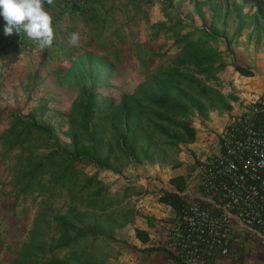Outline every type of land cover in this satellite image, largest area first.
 Returning <instances> with one entry per match:
<instances>
[{
    "label": "crops",
    "instance_id": "0c3cea01",
    "mask_svg": "<svg viewBox=\"0 0 264 264\" xmlns=\"http://www.w3.org/2000/svg\"><path fill=\"white\" fill-rule=\"evenodd\" d=\"M181 7L194 15L204 14L207 17V13L214 14L215 53L219 58L215 61L213 75L214 78L219 77L218 82L227 80L228 86L224 91L222 87L223 96H220L219 110L215 111L214 116H206L208 119L201 124L204 125L203 130L192 125L196 131L194 139L186 143L185 149L178 153V159L183 162L159 168L152 165L146 173V180L140 178L137 182L123 185L105 184L102 188L106 194L101 198L92 192L88 199L86 226L90 232V245L96 246L94 243L97 240L100 245L97 251L94 249L88 252V256H101V260L97 259V263L89 261L88 264H181L166 247L165 241L177 209L160 197L164 192H174L179 197L180 193L199 195L197 184L191 181L187 184V178L192 177L188 175L191 160L189 157L194 153L195 156L202 157L201 159L206 157L203 153L206 137H216L253 96L264 94V85L259 84L260 77L264 75V56L263 52L253 50L257 40L264 41V19L258 13L253 0H56L52 9L55 38L50 48L40 52L23 30L17 32L14 29L11 35H6V22L0 16V137H17L19 131H15V126L23 127L31 120V113L34 112L32 110L41 109V104L39 107L36 102L26 99L30 93L26 86H30L33 72L37 70L39 77L44 78L53 74L57 76L68 68L70 62L86 54L87 59L98 56L102 61L114 62L115 65L117 62H129L134 67V72L130 66H125L124 69L129 75L127 77L143 79L149 70L146 66L148 61L155 55L153 49L149 48V32L152 30L155 33L161 24L160 28L163 29V26L173 24L172 14ZM236 13L241 18L240 28ZM190 30L188 28L184 32ZM73 31L81 34L78 48L69 43V33ZM5 37H11V40L3 42ZM197 41L198 44L202 42L200 39ZM182 42L185 47L191 44L190 33ZM203 47L210 48V45L207 43ZM191 56L189 50L182 58L179 56L174 59L176 62L183 59L184 62L178 66H182L183 73L189 77L191 74L183 67L187 65L188 68L191 65ZM158 62L163 64L151 66L154 69L160 65L158 68L161 74H156V77L162 78L169 70L176 68L165 66L167 60ZM122 64L116 66L117 71H120ZM233 64L245 68L250 74L239 73L233 68ZM138 83L141 84L142 80ZM38 116L35 115L36 118ZM217 118L219 120L215 121ZM218 150L216 143L214 153ZM8 156L7 151L0 149V258L18 245L16 242L21 240L18 235L20 230L24 241V224L25 221L29 224L30 219L29 206H25V183L19 181L22 175H14L12 165L8 166L12 164H9ZM176 175L181 176L185 184L181 191L169 180ZM109 188L119 192L118 208L122 216L118 213L119 218L113 217L111 223H106L100 221L94 213L107 207L105 202L111 200L108 195ZM136 229L140 232L136 233ZM110 237L119 240V243L114 242L117 243L113 245L117 246L115 250L110 247ZM109 254L116 257L110 258ZM217 264H264V239L251 235L241 227H235L230 255L221 257Z\"/></svg>",
    "mask_w": 264,
    "mask_h": 264
},
{
    "label": "rangeland",
    "instance_id": "374dc122",
    "mask_svg": "<svg viewBox=\"0 0 264 264\" xmlns=\"http://www.w3.org/2000/svg\"><path fill=\"white\" fill-rule=\"evenodd\" d=\"M186 10L181 7L172 14L173 24L163 26L164 29L160 28L161 24L155 33L151 32L152 30L149 32V48L153 49L155 55L148 61L146 66L149 70L143 79L127 77L129 75L124 67L130 66L129 62H117L115 65L114 62L102 61L98 56L87 59L86 54L70 62L68 68L57 76L53 74L44 78L39 77L37 70L33 72L30 86H26L30 91L26 99L36 102L39 107L41 104V109L32 110L34 112L31 113V120L23 127L15 126V131H19L17 137H12L11 134V137H0V149L7 151L9 164L12 163L8 166L12 165L14 175L25 174L22 181L31 182L29 191L25 188L27 192L24 193L30 219L29 224H26L27 221L24 224V241L20 230L18 235L21 240L16 242L18 245L10 249L8 254L0 258V264H88L89 261L101 260V256H88V252L94 249L97 251L100 241L94 240L96 246L92 247L89 242L90 232L87 229L79 235L76 232L78 224L84 226L88 221V199L92 192L99 191L102 197L106 194L102 188L105 184L123 185L127 182H137L140 178L146 180V173L152 165L159 168L183 162L178 159V153L185 149L188 141H178L177 137L170 136L169 133H181V129L170 120L187 121L203 130L204 125L201 124L208 119L206 116H214L215 111L219 110L220 96H223L222 87L224 91L228 86L227 80L218 82V76L214 78L215 75L197 71L198 68L191 63L190 68H187V65L183 68L189 71L197 88H188L183 80L179 85L184 86L185 90H190L189 97L197 98L201 105L200 110L191 105L187 107V114H172L161 106L148 103L147 98L151 95L154 97L155 84L165 77H156V74H161L158 67L163 64L158 60H167L165 66H176L183 73L182 66H178L181 63L175 60L179 56L183 57L190 49L182 45V39L188 36V33L191 43L204 39L206 35L199 26L207 27L210 32L215 31L214 14L207 13V17L203 14L200 18L198 14L194 15ZM186 28H190V32H184ZM207 40L210 45L209 52L215 53V40ZM253 50L263 52L264 56V41L257 40ZM121 64L123 67L117 71L116 66ZM153 64L160 65L151 69ZM130 69L132 71L134 67L130 66ZM140 80L141 86L138 83ZM151 80L155 83L153 81V84L149 85ZM259 84L264 85V75L260 77ZM199 87L204 88L208 97L205 98L199 93ZM140 88L147 89L148 93H139ZM175 88L172 83L169 92L173 93ZM123 94L131 95L136 105H141V109L134 108L128 113H122L120 98ZM86 98L89 101L88 107L85 108L87 112L84 113L82 103ZM179 100L186 102L182 96ZM34 114L36 117L37 114L40 115L36 118ZM135 121H138L140 128L133 124ZM156 126L165 131L160 132ZM124 130L126 134H130L131 130L137 132L132 154L123 151L128 145L127 139H120V133ZM218 133L216 137H206V148L203 152L205 155L214 154ZM89 142L95 145L98 157L108 155V167L98 166L93 159L80 151L81 148H87ZM142 151L145 154H142ZM189 158L191 160L188 175L192 177L187 178V184L191 181L198 185L197 167L202 157H197L194 153ZM37 163H41L39 169L43 172L31 178L27 174L35 169ZM108 195L111 200L105 202L107 207L100 212L97 210L94 214L98 215L100 221L111 223L113 217L119 218L117 215L120 213L122 216V212L118 208L119 192L109 188ZM128 202L132 203L131 200ZM66 223L70 226L67 227ZM110 239L112 250L117 249V246L113 245H117L114 242L119 240L113 237ZM109 255L110 258L116 257Z\"/></svg>",
    "mask_w": 264,
    "mask_h": 264
},
{
    "label": "built area",
    "instance_id": "2783aa9c",
    "mask_svg": "<svg viewBox=\"0 0 264 264\" xmlns=\"http://www.w3.org/2000/svg\"><path fill=\"white\" fill-rule=\"evenodd\" d=\"M218 148L199 161V195L180 193L165 239L181 264H217L235 227L264 239V94L220 130Z\"/></svg>",
    "mask_w": 264,
    "mask_h": 264
},
{
    "label": "trees",
    "instance_id": "16d2710c",
    "mask_svg": "<svg viewBox=\"0 0 264 264\" xmlns=\"http://www.w3.org/2000/svg\"><path fill=\"white\" fill-rule=\"evenodd\" d=\"M253 1L256 5L258 13L264 19V0H253ZM198 15H199V17H201L200 14H198ZM224 15H225V13H224ZM238 17H240V15H239V13H236V18H238ZM240 19L238 18V27L239 28L241 26ZM199 28L206 35V37L204 39H200L202 41L200 44H198V41H197V42H193L194 44L191 43L189 46H186V48L190 49V52L192 54V56L190 58V62L192 64H194L197 68H199V69H197V71L207 72L208 74H210V76H213V72L215 70V65L212 66V63L215 62L219 57H218L217 53H210L209 52L210 49L203 47V46L205 44H207V41H208L207 39L215 40L216 33H215V31L210 32L209 29L207 27H204V26H199ZM198 50L200 51V54H197ZM182 61H183V59H180L177 61V63H182ZM220 64H221V66L223 65L222 62ZM233 68L243 75L250 74V72L248 70H246L243 67H240L239 65L233 64ZM177 70H178L177 67L174 68L173 71L169 70V72L166 73L165 77L163 76L164 78L162 77L163 79H161V81L160 80L158 81L159 84H158V82L155 84L156 89H155L154 97L151 95V97L149 99L147 98L148 103L151 102L153 104L161 106L164 109L172 112V114H187V107L191 106V105L196 106L198 108V110H200L201 105H199L197 98H193L194 96L189 97L188 95L190 94V90L189 91L185 90L186 88H184V86L181 87L179 85L181 80H183V82L186 83L188 88H190V89H191V87L197 88V85L195 84V80L191 76L189 77L186 73H182L181 71H177ZM172 72H174V73H172ZM153 81H152V83H149V85L153 84ZM154 83H155V81H154ZM172 83H173L174 87H176V88H175L173 93H170L169 88L172 86ZM141 85H142V83L139 86H141ZM141 88L138 91L139 93H141V94L148 93L147 89L141 90ZM199 88H200L199 93L201 95H203L205 98L208 97V95H206V93H205L204 88L203 87H199ZM138 92H133V93H138ZM177 95H178V98H177ZM181 96L183 98H185V100H186L185 103L179 100L181 98ZM88 101H89V99L86 98L85 102L82 103V104H84V107H83L85 110L84 113L87 112L85 108L88 107L87 106ZM120 102H121L120 109H121L122 113H123V111H125V113H128V111H130V109L134 110V108L136 110L141 109V105L138 104V106H137L136 102L132 100L131 95L123 94L120 98ZM135 105H136V107H135ZM137 115H138V113H137ZM170 122H172L175 126H177L181 129L180 134H176L174 132L169 133L171 137H177L176 139L178 141H183V142L184 141L190 142L194 139L195 132H196L195 128L192 125H190L187 121H182V120L181 121H174L171 119ZM133 124H136V126H139V128H140L138 121L133 122ZM156 127L158 128V130L160 132L165 131V129H163L162 127H158V126H156ZM139 128L137 130L138 135H139ZM136 133L133 132L132 130L130 131V134H126L125 130L120 133V139L122 141L127 139V141H128L127 147L123 149V151L125 150L126 153L127 152L131 153V154L133 153L135 140L137 138L135 135ZM164 134H168V133H164ZM145 138H147V137H145ZM119 147H120V144H119ZM80 151H83V153L86 154L87 157H89L90 159H93V161L98 166L108 167V162H107L108 155L106 154V155H103L102 157H98L96 154L95 145L93 143L89 142L87 148H85V149L81 148ZM142 154H145V153H143V151H142ZM40 166H41V163H37L35 169L33 168L32 170H30L27 175H29L31 178H33V177L37 176L38 174L42 173L43 171H40V169H39ZM24 175L19 177V181H22V178ZM169 180L176 187V189L178 191H181L184 189L185 184H184L181 176H179V175L172 176ZM30 183L31 182L27 181L24 185V188H29ZM25 192H27V191L25 190ZM99 193H100L99 191H96L95 195L99 196L100 195ZM99 198H101V196H99ZM160 199L164 202L169 203L175 209L178 208L179 196L176 193L164 192L163 195L160 197ZM65 225L67 227L70 226L69 223H66ZM86 229L88 230V227L86 225H84V226L80 225L79 226V224H78V227L76 228V232L79 235V234H82L84 232V230H86ZM91 230H92V228H91ZM135 232L139 233L140 231L136 229Z\"/></svg>",
    "mask_w": 264,
    "mask_h": 264
},
{
    "label": "clouds",
    "instance_id": "9594fccd",
    "mask_svg": "<svg viewBox=\"0 0 264 264\" xmlns=\"http://www.w3.org/2000/svg\"><path fill=\"white\" fill-rule=\"evenodd\" d=\"M56 0H0V16L6 22L4 32L11 35L23 30L41 52L52 46L55 38L52 9ZM69 43L80 47L79 31L69 33Z\"/></svg>",
    "mask_w": 264,
    "mask_h": 264
}]
</instances>
